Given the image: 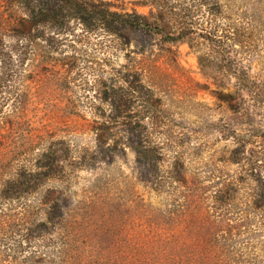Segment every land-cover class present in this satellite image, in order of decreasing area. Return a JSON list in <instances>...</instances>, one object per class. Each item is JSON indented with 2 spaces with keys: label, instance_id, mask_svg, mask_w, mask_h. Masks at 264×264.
Returning a JSON list of instances; mask_svg holds the SVG:
<instances>
[{
  "label": "trees",
  "instance_id": "16d2710c",
  "mask_svg": "<svg viewBox=\"0 0 264 264\" xmlns=\"http://www.w3.org/2000/svg\"><path fill=\"white\" fill-rule=\"evenodd\" d=\"M27 8L8 34L13 42L0 34V112L11 96L10 81L35 68L54 71L52 43L60 31L72 33L70 20L115 34L120 25H149L143 15L92 0H36ZM161 10L166 39L188 41L200 59L215 52L219 69L234 79V90L219 95L233 112L222 125L231 145L222 147L213 167L188 171L175 161L167 175H159L154 148L143 142L148 123L139 122L137 159L152 166L144 165L139 180L157 201L142 194L132 202L100 196L82 200L72 213L63 189L45 187L40 234H34L29 217L18 222L11 216L29 214L26 201L40 183L47 186L66 171L51 145L30 138L24 151L30 165L19 155L0 169V264H24L9 260V254L26 246L40 264H264V124L258 113L264 81L251 71L252 63L264 58V0H187ZM4 21L0 13V27ZM4 112L0 122L9 116Z\"/></svg>",
  "mask_w": 264,
  "mask_h": 264
},
{
  "label": "rangeland",
  "instance_id": "374dc122",
  "mask_svg": "<svg viewBox=\"0 0 264 264\" xmlns=\"http://www.w3.org/2000/svg\"><path fill=\"white\" fill-rule=\"evenodd\" d=\"M29 1L30 6L36 2L0 0L5 19L0 34L6 32V42L14 41L8 34L28 11ZM92 1L143 15L149 25H120L115 34L70 20L72 33L60 31L52 43L54 71L35 68L30 74L23 72L18 82L10 81L11 96L2 101L0 113L9 116L4 112L6 117L0 122V169L10 167L19 155H25L30 165L31 156L24 151L32 138L51 145L66 171L47 186L40 183V190L26 201L29 214L11 216L18 222L29 217L34 234H40L45 187L63 189V201L72 213L82 200L100 196L132 202L142 194L157 201L154 191L139 180L144 165L149 166L147 170L152 167L137 159L134 145L139 122L148 123L143 142L154 148L159 175H167L175 161L188 171L213 167L222 147L232 143L222 125L233 112L219 95L222 90H234V79L219 69L215 52L200 59L195 46L186 40L166 39L160 27L161 8L187 0ZM40 55L47 57L45 52ZM251 71L264 81V58L252 63ZM127 106L128 110L119 113V108ZM258 113L264 124V107ZM36 241L40 243L39 238ZM38 243L35 248L40 249ZM29 247L10 252L9 260L40 264V257L27 255Z\"/></svg>",
  "mask_w": 264,
  "mask_h": 264
}]
</instances>
